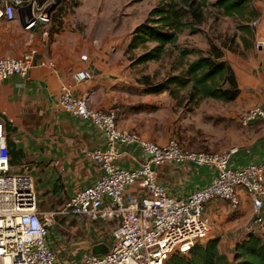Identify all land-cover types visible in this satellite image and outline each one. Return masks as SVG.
<instances>
[{
    "label": "built area",
    "instance_id": "2783aa9c",
    "mask_svg": "<svg viewBox=\"0 0 264 264\" xmlns=\"http://www.w3.org/2000/svg\"><path fill=\"white\" fill-rule=\"evenodd\" d=\"M51 1L39 5L36 0H0V21L19 19L18 9L31 4L34 20L25 15L24 29L35 30L38 24L49 23ZM39 55V49L30 44L20 57L0 58V85L12 77L27 79L38 67H56ZM81 59L88 61V56ZM93 79L89 68L72 74L75 84ZM59 104L73 117L92 123L105 136L104 149L82 150L104 174L94 185L76 191L60 208L41 211L31 168L24 163L12 165L7 125L0 122V264H166L173 253L187 254L209 237L212 225L205 215L208 203L221 200L233 211L239 210L241 192L251 202L254 223L263 221L264 161L236 169L230 162L239 151L237 147L192 152L176 139L165 145L144 139L138 132L122 130L115 111L92 108L90 95L74 96L71 84L61 86ZM259 121H264L263 108H252L243 115L246 136H251L253 125ZM120 147L136 148L146 156L145 162L135 169L118 167L125 153ZM185 161L212 167L216 176L203 189L183 198L173 197L159 183L156 167ZM129 186H138L149 195L139 199L126 194ZM58 216L113 223L112 247L105 255L61 261L47 244L49 230Z\"/></svg>",
    "mask_w": 264,
    "mask_h": 264
},
{
    "label": "crops",
    "instance_id": "0c3cea01",
    "mask_svg": "<svg viewBox=\"0 0 264 264\" xmlns=\"http://www.w3.org/2000/svg\"><path fill=\"white\" fill-rule=\"evenodd\" d=\"M35 30L26 31L19 19L10 23L0 21V58L20 57L30 44L36 46L32 35ZM26 36H30V41L24 40ZM38 49L39 58L54 62L56 67H38L30 71L27 79L12 77L4 81L0 85V122L7 125L15 148L23 152L21 164L31 168L39 208L48 212L64 205L76 191L94 185L104 174L82 150L104 149L105 136L92 123L77 119L62 109L59 104L61 86L71 84L74 96L90 95L92 108L109 111L116 102L112 86L118 81L122 68L111 62L104 49L88 53V61H83V55L79 56L78 52L59 54L51 51L48 54L44 45ZM250 50L249 61L234 55L227 57L236 72L241 91L238 99L244 103L245 111L257 107L264 109V51L261 48ZM83 68H89L94 79L88 83H73L72 74ZM118 125L126 130L122 122L118 121ZM245 137L248 140L237 147L239 151L231 159L233 168L264 161V121L253 125L251 136ZM120 150L125 153L118 160V167L135 169L146 160L136 148L120 147ZM156 170L159 183L169 195L178 198L205 188L216 176L214 168L188 161L165 164ZM37 181L47 190L45 197L38 191ZM126 194L139 199L149 195L138 186L127 187ZM43 197L47 198L48 204H40ZM241 198L237 212L221 200H213L206 206L205 215L212 225L211 238L218 237L221 250L230 257L237 240L251 231L255 221L249 198L243 192ZM262 214L264 216V209ZM114 227L113 223L58 216L50 228L48 243L61 260L77 262L93 255L97 245L103 244L109 250L114 242Z\"/></svg>",
    "mask_w": 264,
    "mask_h": 264
},
{
    "label": "rangeland",
    "instance_id": "374dc122",
    "mask_svg": "<svg viewBox=\"0 0 264 264\" xmlns=\"http://www.w3.org/2000/svg\"><path fill=\"white\" fill-rule=\"evenodd\" d=\"M54 2L52 0L50 4ZM160 2L59 0L55 3L49 23L38 24L32 32L35 45L37 48L44 45L48 54L51 51L59 54L70 51L78 52L79 56H88L94 49H104L111 62L122 68L118 81L112 86L116 102L109 110L117 113L119 123L122 122L126 130L136 131L160 145L176 139L192 152L240 148L241 143L248 139L242 123V117L247 111L239 97L230 102L210 98L196 102L189 96V89L181 90L176 98L170 92L150 94L149 88L143 84L146 78L152 84H157L169 75L178 74L180 70H175V65L180 51H207L210 41L217 45H228L230 49H225L226 58L234 55L247 59L251 50L243 48L241 34L237 32L238 21L219 17L209 10L208 21L199 27L200 32L192 34L190 30H184L179 38V48L169 47L168 53L159 62L141 64L139 59L146 49H130L129 45L135 29ZM253 7L263 13V19L257 21L261 20L256 26L252 47L259 51L260 47H264V0H253ZM24 40L30 41V36ZM196 58L197 55H191L186 60L193 61ZM37 182L39 186L40 182ZM38 191L44 196L47 190L40 185ZM44 197L41 205L48 204Z\"/></svg>",
    "mask_w": 264,
    "mask_h": 264
},
{
    "label": "trees",
    "instance_id": "16d2710c",
    "mask_svg": "<svg viewBox=\"0 0 264 264\" xmlns=\"http://www.w3.org/2000/svg\"><path fill=\"white\" fill-rule=\"evenodd\" d=\"M36 1L44 5L50 0ZM209 10L219 17L238 21L237 32L241 34L243 48L252 49L255 40L253 24L261 18V13L253 7V0H161L135 29L129 47L146 49L139 59L141 64L159 62L164 59L169 47L179 48V38L184 30H190L192 34L200 32L199 27L208 21ZM232 41L235 42V39ZM225 49H230L227 44L217 45L212 41L207 51L182 49L175 65V70H180L178 74L169 75L157 84L146 78L143 84L149 88L150 94L170 92L177 98L181 90L189 89V96L196 102L207 98L234 101L241 91ZM191 55H197V58L187 61ZM8 144L12 165H20L24 154L15 148L9 133ZM211 235L212 231L205 241L187 254L173 253L166 264H264V219L259 224L254 223L251 231L237 240L231 257L221 250L220 239L211 238ZM47 244L55 252L48 239Z\"/></svg>",
    "mask_w": 264,
    "mask_h": 264
},
{
    "label": "water",
    "instance_id": "95a60500",
    "mask_svg": "<svg viewBox=\"0 0 264 264\" xmlns=\"http://www.w3.org/2000/svg\"><path fill=\"white\" fill-rule=\"evenodd\" d=\"M59 0H55V2L53 4H51L49 7H48V11L50 12L51 10L54 9V6H55V3H58ZM25 15H28V17L32 20H34V16H33V10H32V5H28L26 7H22L20 9H18V17H19V21L22 25L23 28L26 27V23L24 22V16ZM259 22H256L254 25H253V28H254V31L256 32V26ZM261 50L263 49V47H260ZM108 248L103 245V244H100V245H97L93 248V255H105L108 253Z\"/></svg>",
    "mask_w": 264,
    "mask_h": 264
}]
</instances>
